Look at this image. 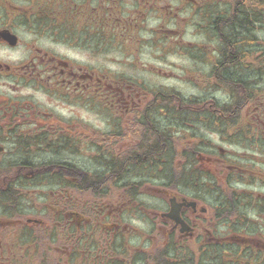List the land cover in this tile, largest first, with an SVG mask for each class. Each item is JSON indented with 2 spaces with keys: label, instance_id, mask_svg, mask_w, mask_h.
<instances>
[{
  "label": "flooded vegetation",
  "instance_id": "obj_1",
  "mask_svg": "<svg viewBox=\"0 0 264 264\" xmlns=\"http://www.w3.org/2000/svg\"><path fill=\"white\" fill-rule=\"evenodd\" d=\"M146 46L202 97L96 67ZM0 264H264V0H0Z\"/></svg>",
  "mask_w": 264,
  "mask_h": 264
},
{
  "label": "rangeland",
  "instance_id": "obj_2",
  "mask_svg": "<svg viewBox=\"0 0 264 264\" xmlns=\"http://www.w3.org/2000/svg\"><path fill=\"white\" fill-rule=\"evenodd\" d=\"M179 18H181L178 23L180 25L179 32L180 34L177 37V42L181 44L183 47H186L187 44H193V46H197L200 49V44L202 41L201 35L195 29H199L194 22L186 26V22L182 19L187 18V14L181 13ZM159 22V18L151 19L152 25H157ZM190 47V46H188ZM192 47V46H191ZM201 51V49H200ZM140 54L138 55V59L141 63L140 72L135 71L132 67H127L124 65H115L108 64L104 60H98L96 62V67L98 69L108 70L113 73H123L128 75H141L142 84L147 88H166L173 89L178 92L182 97L189 98L191 96H196L197 98H201L203 95V85H202V73L203 66L201 61L196 59L201 57V53H196L198 56H192L188 54L186 51H180L178 53L170 52L166 46L161 48L157 47L150 48L146 46L145 48H141L138 51ZM161 58L160 62H149L150 58ZM194 57V58H192ZM149 63L150 65H144ZM145 70V72H143ZM160 72L161 74H158ZM194 78L199 79V85L197 86V81ZM177 99V95L170 94L166 104H171L175 107V101ZM97 126L102 128L103 120L100 116H98ZM184 124H189L190 120L187 119L186 116H182L179 118ZM168 123L167 119L162 121L164 126ZM201 126V125H200ZM168 127V126H167ZM188 128L183 127V131L177 133L178 136H186L189 135L186 132ZM168 130V129H167ZM195 134H201V128L197 126ZM83 156H86L85 152H82ZM93 163L90 160H85L82 162V166L87 168L92 166Z\"/></svg>",
  "mask_w": 264,
  "mask_h": 264
},
{
  "label": "trees",
  "instance_id": "obj_3",
  "mask_svg": "<svg viewBox=\"0 0 264 264\" xmlns=\"http://www.w3.org/2000/svg\"><path fill=\"white\" fill-rule=\"evenodd\" d=\"M170 94L177 95L174 92H170V93H168L166 95L165 94H162V95H165V96L169 97ZM175 103H176V105H179V106L189 105V103L186 100H184L183 97H181L180 95H177V99H176ZM190 105H192V106H200L201 103H190ZM177 158H178V160L182 159V156H181L180 153H178ZM178 177H179L180 182H182L183 184H189L188 178L185 175V170H182L181 172H179ZM195 178H196V181H197V177H195Z\"/></svg>",
  "mask_w": 264,
  "mask_h": 264
}]
</instances>
